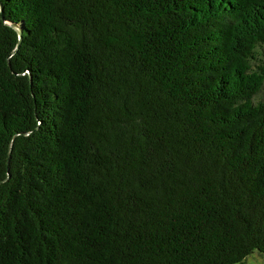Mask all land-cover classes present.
I'll return each mask as SVG.
<instances>
[{"label":"trees","instance_id":"16d2710c","mask_svg":"<svg viewBox=\"0 0 264 264\" xmlns=\"http://www.w3.org/2000/svg\"><path fill=\"white\" fill-rule=\"evenodd\" d=\"M263 91L264 0H0V264L264 258Z\"/></svg>","mask_w":264,"mask_h":264},{"label":"rangeland","instance_id":"374dc122","mask_svg":"<svg viewBox=\"0 0 264 264\" xmlns=\"http://www.w3.org/2000/svg\"><path fill=\"white\" fill-rule=\"evenodd\" d=\"M263 96H264V91H263ZM243 264H264V258L258 252H255Z\"/></svg>","mask_w":264,"mask_h":264},{"label":"water","instance_id":"95a60500","mask_svg":"<svg viewBox=\"0 0 264 264\" xmlns=\"http://www.w3.org/2000/svg\"><path fill=\"white\" fill-rule=\"evenodd\" d=\"M11 26L17 31V33L19 35V43H20V41L22 39V31H21L20 27L16 24H12Z\"/></svg>","mask_w":264,"mask_h":264}]
</instances>
